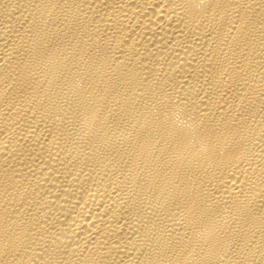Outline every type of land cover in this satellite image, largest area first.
Here are the masks:
<instances>
[{
    "label": "bare ground",
    "instance_id": "obj_1",
    "mask_svg": "<svg viewBox=\"0 0 264 264\" xmlns=\"http://www.w3.org/2000/svg\"><path fill=\"white\" fill-rule=\"evenodd\" d=\"M0 264H264V0H0Z\"/></svg>",
    "mask_w": 264,
    "mask_h": 264
}]
</instances>
